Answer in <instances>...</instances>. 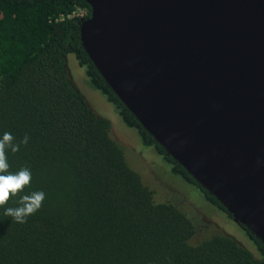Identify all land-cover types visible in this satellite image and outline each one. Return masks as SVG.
<instances>
[{"label": "trees", "instance_id": "obj_1", "mask_svg": "<svg viewBox=\"0 0 264 264\" xmlns=\"http://www.w3.org/2000/svg\"><path fill=\"white\" fill-rule=\"evenodd\" d=\"M89 16L84 0H0V137L10 132L19 142L29 136L19 152H7L9 171L27 167L32 180L23 194H46L25 224L4 215L6 207L19 206L18 197L0 207V264H264V243L241 224L258 256L223 234L190 243L197 229L192 219L175 203L157 202L129 167L110 121L96 115L70 82L67 54L141 143L231 218L89 60L80 40L81 21Z\"/></svg>", "mask_w": 264, "mask_h": 264}, {"label": "water", "instance_id": "obj_2", "mask_svg": "<svg viewBox=\"0 0 264 264\" xmlns=\"http://www.w3.org/2000/svg\"><path fill=\"white\" fill-rule=\"evenodd\" d=\"M84 1L80 40L104 81L264 243V0Z\"/></svg>", "mask_w": 264, "mask_h": 264}, {"label": "rangeland", "instance_id": "obj_3", "mask_svg": "<svg viewBox=\"0 0 264 264\" xmlns=\"http://www.w3.org/2000/svg\"><path fill=\"white\" fill-rule=\"evenodd\" d=\"M65 70L72 85L86 98L95 114L110 121V135L125 151V160L143 183L153 191L157 202H172L184 211L197 226L190 243L196 244L211 234H223L258 256L254 243L226 213L207 202L203 194L177 175L152 147L144 146L135 131L127 127L105 96L93 88L73 54L65 56Z\"/></svg>", "mask_w": 264, "mask_h": 264}, {"label": "clouds", "instance_id": "obj_4", "mask_svg": "<svg viewBox=\"0 0 264 264\" xmlns=\"http://www.w3.org/2000/svg\"><path fill=\"white\" fill-rule=\"evenodd\" d=\"M29 136L25 134L19 142L15 141L10 132H4L0 137V207L8 204L9 200L18 197L17 207H6L4 215L11 217L13 223L25 224L28 218L35 215L43 206L46 194L43 191H32L23 194L32 180L31 171L25 167L18 172L9 171L7 152L15 154L20 151L21 145L27 146Z\"/></svg>", "mask_w": 264, "mask_h": 264}, {"label": "built area", "instance_id": "obj_5", "mask_svg": "<svg viewBox=\"0 0 264 264\" xmlns=\"http://www.w3.org/2000/svg\"><path fill=\"white\" fill-rule=\"evenodd\" d=\"M77 14L83 16L84 12L80 10Z\"/></svg>", "mask_w": 264, "mask_h": 264}]
</instances>
